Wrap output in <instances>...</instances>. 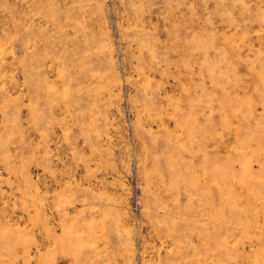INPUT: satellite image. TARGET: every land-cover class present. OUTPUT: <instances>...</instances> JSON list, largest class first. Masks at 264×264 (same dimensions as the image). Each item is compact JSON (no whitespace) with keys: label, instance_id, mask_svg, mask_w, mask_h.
Masks as SVG:
<instances>
[{"label":"rangeland","instance_id":"obj_1","mask_svg":"<svg viewBox=\"0 0 264 264\" xmlns=\"http://www.w3.org/2000/svg\"><path fill=\"white\" fill-rule=\"evenodd\" d=\"M0 264H264V0H0Z\"/></svg>","mask_w":264,"mask_h":264}]
</instances>
